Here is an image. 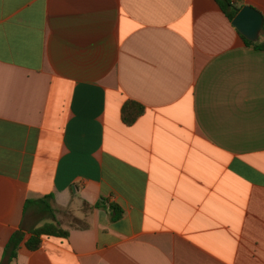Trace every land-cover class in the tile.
<instances>
[{"label":"crops","instance_id":"0c3cea01","mask_svg":"<svg viewBox=\"0 0 264 264\" xmlns=\"http://www.w3.org/2000/svg\"><path fill=\"white\" fill-rule=\"evenodd\" d=\"M18 228L5 264H264V50L215 0H0V264Z\"/></svg>","mask_w":264,"mask_h":264},{"label":"trees","instance_id":"16d2710c","mask_svg":"<svg viewBox=\"0 0 264 264\" xmlns=\"http://www.w3.org/2000/svg\"><path fill=\"white\" fill-rule=\"evenodd\" d=\"M215 2L219 5V7L224 11L226 17L231 20L235 13L242 5H236L231 0H215ZM259 35L261 37L260 40L250 41L240 35L245 44L252 46L253 48L264 50V21H261V28L259 31ZM142 112V107L133 102L126 101L120 108V119L121 121L128 125L130 124L140 113ZM47 200H49V196H45L44 198H40L38 200H29L26 199L23 204V208L28 206L29 204H47ZM48 206V204H47ZM112 210L111 218L116 219L120 216V210L116 205L110 206ZM28 237L23 241V245L29 249L33 250L39 246L40 238L42 236H53L58 238H65L67 236L66 230L60 228L57 223L51 221H44L37 226H33L28 230ZM23 237L20 229H16L10 233L6 243L4 244L1 252V261L7 263L15 258L16 249L21 242Z\"/></svg>","mask_w":264,"mask_h":264},{"label":"water","instance_id":"95a60500","mask_svg":"<svg viewBox=\"0 0 264 264\" xmlns=\"http://www.w3.org/2000/svg\"><path fill=\"white\" fill-rule=\"evenodd\" d=\"M261 21V14L253 7L244 4L232 17L230 24L247 40L256 41L261 28Z\"/></svg>","mask_w":264,"mask_h":264}]
</instances>
